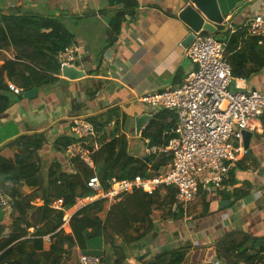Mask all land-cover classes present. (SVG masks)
I'll return each mask as SVG.
<instances>
[{"label": "crops", "instance_id": "1", "mask_svg": "<svg viewBox=\"0 0 264 264\" xmlns=\"http://www.w3.org/2000/svg\"><path fill=\"white\" fill-rule=\"evenodd\" d=\"M189 2L0 0V9L7 12L18 14L30 10L60 19L73 38L70 44L80 48L82 67L78 69L84 72L81 77L70 79L62 75L60 66L59 74L49 69L48 75L54 74L57 79L22 92L21 99H15L0 114V148L7 146L16 153L19 136L40 133L46 139L36 156L41 174L45 175L53 163H58L61 170L69 174H81L84 165L69 158L62 145L55 147L54 144L66 137L73 140L72 120L83 116L96 126L94 136L88 141L93 152L110 140L116 142L111 168L125 156L135 157L148 166L149 157H168L166 153L146 156L144 148L147 140L153 145L167 143L171 137L167 138L171 134L168 128L176 114L173 110L153 111L138 101V96L174 86L191 70L192 64L185 55V39L191 30L178 16ZM22 3L24 6L19 7ZM217 3L224 20L222 24H214L212 34L222 35L226 58L231 54L227 51V42L236 36L237 46L232 51L242 50L246 54L238 69L241 77H247L245 87L264 92V37H259L254 44L249 40L252 36L244 29L245 22L253 15L261 14L264 18V0H217ZM117 15L119 28L115 31L113 20ZM15 52L13 48L2 49L0 65L4 59L13 58ZM169 168L170 161L157 172L149 167L148 173L152 176ZM92 171L95 172L94 167ZM3 186L10 188L11 184ZM35 188L22 183L19 191L25 195ZM242 191L246 192L245 196L234 200ZM6 208L8 212L9 203ZM75 211L73 206L65 210L68 221ZM152 220L153 231L137 241L127 245L116 237L115 247L111 248L101 238L99 250L115 259L123 255L122 264H139L160 252L186 246L181 264H216L214 243L219 238L231 233L228 239L237 240L241 232L264 237V115L259 119L257 131L251 134L247 153L229 172L220 192L199 193L185 208L182 219L152 216ZM68 221L61 225L66 233L71 231ZM142 231L134 224L129 233L137 236ZM46 243L44 241V245ZM76 254L67 264L76 261Z\"/></svg>", "mask_w": 264, "mask_h": 264}, {"label": "trees", "instance_id": "2", "mask_svg": "<svg viewBox=\"0 0 264 264\" xmlns=\"http://www.w3.org/2000/svg\"><path fill=\"white\" fill-rule=\"evenodd\" d=\"M113 25L117 31L119 15L115 16ZM72 39L60 19L34 14L30 10L15 14L0 9V51L8 48L16 51L13 58L4 59L0 65V114L15 99H21L22 92L57 79L54 74H59V64L55 54L67 47ZM257 39L259 37H251L249 40L256 44ZM236 41V36H232L227 42V51L231 52L227 60L232 67L233 76L241 77L238 69L246 54L242 50L232 51L237 46ZM23 45H26L29 51ZM38 55L40 56L36 58ZM38 69L42 72L39 73ZM49 69L53 75H48ZM9 82L21 88V92L15 94ZM172 121L174 123L169 126V131L176 122V115ZM170 136L172 133H169L167 138ZM73 140L71 137L58 139L54 146L58 147L60 144L65 151ZM16 142L19 149L16 153L9 151L7 146L0 148V190L11 200L10 210L6 214L0 203V264H67L71 256L77 253L76 261L71 262L76 264L80 252L103 256V252L99 250L101 238L114 248L116 237H120L122 242L128 245L153 231L154 207H166L165 213H159L158 218L184 217L185 208L175 200L174 189H165L162 198L160 191L147 194L135 190L125 194L119 201L97 199L78 209L71 215L68 221L71 231L66 233L61 228L64 211L51 207L55 199L61 198L63 209L67 210L73 206L77 196L93 193L86 186V180L92 174H97L101 181L111 176L129 178L139 174L149 177V167L157 172L171 157H149L151 164L148 166L135 157L125 156L111 168L116 142L110 140L92 153L95 172L73 158L84 165L80 170L84 176L83 182L78 180L81 174H69L61 170L58 163L48 167L44 180L45 176L41 174L40 164L36 160L38 150L46 143L44 136L40 133L24 134L19 136ZM5 183H10L11 187H4ZM22 183L36 188L31 193L22 195L19 191ZM245 194V191L237 193L234 200L242 198ZM30 212L34 213L35 221L30 220ZM134 224L143 229L137 236L129 233ZM30 228L33 230L29 231ZM240 234L241 237L237 240L228 239L231 235L229 233L214 243L217 247L216 264H264V237H254L243 232ZM44 237L49 239L47 247L44 245ZM186 250V246L172 248L140 261L139 264H181ZM104 256V264H122L124 261L123 255L117 259L110 255Z\"/></svg>", "mask_w": 264, "mask_h": 264}, {"label": "built area", "instance_id": "3", "mask_svg": "<svg viewBox=\"0 0 264 264\" xmlns=\"http://www.w3.org/2000/svg\"><path fill=\"white\" fill-rule=\"evenodd\" d=\"M249 36L264 37V18L255 14L244 24ZM226 42L212 33H194L185 48L191 70L174 86L147 91L138 101L153 111L173 110L176 122L170 129L172 136L165 145L146 141L144 154L166 153L171 157L170 168L152 176L134 175L129 178L107 177L101 181L97 174L86 180L93 191L87 196H77L73 207L76 211L97 199L119 201L135 190L147 194L175 190L174 198L186 208L199 193L220 192L224 181L235 164L247 153L244 131L255 132L259 119L264 115V92L245 87L244 77H235L225 55ZM80 48L70 44L57 51L59 66L81 68ZM15 94L21 88L11 85ZM95 124L87 117L72 120L73 141L66 147L69 158H75L93 169V148L89 139L95 134ZM5 202V201H4ZM4 202H1L4 204ZM56 210H65L62 199L51 203ZM69 216L64 214L63 224ZM44 241H49L44 237ZM77 264H104L100 254L80 252Z\"/></svg>", "mask_w": 264, "mask_h": 264}, {"label": "water", "instance_id": "4", "mask_svg": "<svg viewBox=\"0 0 264 264\" xmlns=\"http://www.w3.org/2000/svg\"><path fill=\"white\" fill-rule=\"evenodd\" d=\"M179 12V18L190 28L191 32L185 39L188 44L193 39L194 33L199 31H207L213 33L215 25L222 24L224 20L223 13L220 11L217 0H189ZM215 24V25H214ZM62 75L64 77L75 79L83 75V70L73 66H62ZM251 132L244 131V147H248ZM142 258V257H140Z\"/></svg>", "mask_w": 264, "mask_h": 264}, {"label": "rangeland", "instance_id": "5", "mask_svg": "<svg viewBox=\"0 0 264 264\" xmlns=\"http://www.w3.org/2000/svg\"><path fill=\"white\" fill-rule=\"evenodd\" d=\"M21 6H24V3H22V5H19V7H21ZM216 38H218V39H220L221 38V36L222 35H220V33L219 32H217V33H215V35H214ZM24 46V48L25 49H27L28 47L26 46V45H23ZM28 51H29V48H28ZM40 55H38V56H36V58H38ZM12 85H15V84H12ZM46 175V174H45ZM45 175H43V176H45ZM84 176H83V174L81 173V175L78 177V180H80V181H84ZM163 192V191H162ZM161 193V192H160ZM164 195V194H163ZM163 195L162 196H160V198H162L163 197ZM4 201H8V199H6L4 196H3V194H2V192L0 191V203L1 202H4ZM159 201H160V199H159ZM8 203L10 204L11 203V200L10 201H8L7 202V204H6V202H4V204H2V206H3V209H4V214H6L7 212V209L8 208H6L7 207V205H8ZM38 203H40V202H36V204H38ZM155 208V212L156 213H154L155 214V216H157L159 213H161L162 211H163V213H165V211H166V207H164V206H161V207H154ZM118 213V211H116L115 212V214H117ZM115 214H114V216H115ZM165 217H167V216H165ZM164 217V218H165ZM35 216H34V213L33 212H30V220L31 221H35ZM115 218V217H114ZM156 218V217H155ZM33 229L31 228V229H29V231H32ZM47 244H48V242L46 243V247H47ZM104 255H106L105 254V252H103V256ZM106 258H109V257H106ZM104 259H105V256H104Z\"/></svg>", "mask_w": 264, "mask_h": 264}]
</instances>
